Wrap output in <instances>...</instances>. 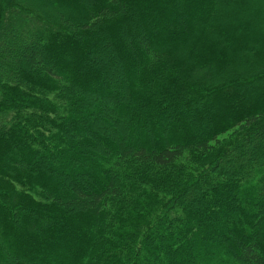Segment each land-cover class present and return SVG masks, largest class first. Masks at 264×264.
Returning <instances> with one entry per match:
<instances>
[{
  "label": "trees",
  "instance_id": "obj_1",
  "mask_svg": "<svg viewBox=\"0 0 264 264\" xmlns=\"http://www.w3.org/2000/svg\"><path fill=\"white\" fill-rule=\"evenodd\" d=\"M0 264H264V0H0Z\"/></svg>",
  "mask_w": 264,
  "mask_h": 264
},
{
  "label": "rangeland",
  "instance_id": "obj_2",
  "mask_svg": "<svg viewBox=\"0 0 264 264\" xmlns=\"http://www.w3.org/2000/svg\"><path fill=\"white\" fill-rule=\"evenodd\" d=\"M119 68V67H118Z\"/></svg>",
  "mask_w": 264,
  "mask_h": 264
}]
</instances>
